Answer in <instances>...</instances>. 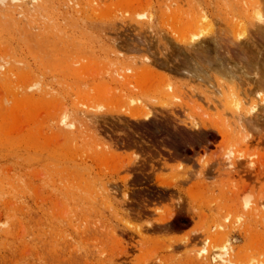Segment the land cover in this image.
Here are the masks:
<instances>
[{"label": "rangeland", "instance_id": "rangeland-1", "mask_svg": "<svg viewBox=\"0 0 264 264\" xmlns=\"http://www.w3.org/2000/svg\"><path fill=\"white\" fill-rule=\"evenodd\" d=\"M263 75L264 0H0V264H264Z\"/></svg>", "mask_w": 264, "mask_h": 264}, {"label": "bare ground", "instance_id": "bare-ground-1", "mask_svg": "<svg viewBox=\"0 0 264 264\" xmlns=\"http://www.w3.org/2000/svg\"><path fill=\"white\" fill-rule=\"evenodd\" d=\"M11 1H14V0H11ZM258 12V11H257ZM260 12V11H259ZM261 13V12H260ZM259 13H257V15H258ZM259 16H261V15H259ZM258 16V17H259ZM263 17V16H262ZM201 18H203V17H201ZM206 19V18H205ZM258 23V22H257ZM262 34L260 33V36H261ZM193 36H195V34H193ZM198 39V38H197ZM231 39H233V38H231ZM231 39H228L227 38V41L229 40V42H231ZM193 41V40H192ZM199 41V40H198ZM198 41L197 42H195V44L196 43H198ZM201 41V40H200ZM214 43H215V41H214ZM194 43H189V46H194L195 47V45H193ZM204 44V43H203ZM216 44H217V42H216ZM218 46V45H217ZM220 47H221V45H220ZM228 47V46H227ZM192 50H193V52H191L190 53V58L192 57V59H193V63H191L192 65H191V68L194 70V71H203L204 73L207 71V73H208V68L206 67V69H205V67H204V69H203V62L202 63H200L201 62V56H202V53H204V51H206V46H197V48H191ZM246 50L247 49H240V51H239V53L240 54H245V52H246ZM215 51V50H214ZM228 52V51H227ZM226 52V53H227ZM217 53V52H216ZM215 53V54H216ZM189 54V53H188ZM216 57V56H215ZM240 61V60H239ZM238 61V62H239ZM205 62V61H204ZM220 62H222V63H224L223 61H220ZM227 64H229V63H227ZM237 64H239V63H237ZM230 66V65H229ZM222 67H224V65L222 66ZM221 67V68H222ZM232 67V66H231ZM244 67V66H243ZM216 68V67H215ZM219 68V67H218ZM225 68V67H224ZM223 68V69H224ZM209 69H210V67H209ZM212 69V68H211ZM210 69V70H211ZM217 69V68H216ZM232 69H234V68H232ZM232 69L230 68L229 70H227V73L228 72H231L232 71ZM213 70V69H212ZM215 70V69H214ZM235 70V69H234ZM225 71V70H224ZM192 73H193V71H191ZM203 72H201V73H203ZM226 72V71H225ZM232 73V72H231ZM260 73V72H259ZM261 74H262V72H261ZM256 75V74H255ZM257 75H260V74H257ZM197 76V75H196ZM203 79V78H202ZM206 79V78H205ZM233 79V78H232ZM256 82H257V88L258 89H260L261 90V92H262V88L264 89V75L262 76V77H260L259 79H257L256 80ZM254 83V82H253ZM255 85V84H254ZM252 90V89H251ZM250 90V91H251ZM254 91V90H253ZM253 91H252V93H253ZM242 92V91H241ZM257 92V91H256ZM255 92V93H256ZM248 93H249V91H248ZM251 93V94H252ZM255 93H254V95H255ZM234 94V93H233ZM233 94H232V96H233ZM244 94V93H243ZM250 94V93H249ZM258 94V93H257ZM261 94V93H260ZM236 96V95H235ZM245 96V95H244ZM259 96V95H258ZM234 97V96H233ZM248 100H249V98H248ZM259 100V99H258ZM258 100H256V99H250L249 101H248V103L250 102L253 106H252V110H254L255 108H256V106L258 105ZM245 103V102H244ZM247 103V104H248ZM234 105V104H233ZM235 108H236V106H234ZM264 109V108H263ZM148 113H146V115H147ZM145 115V116H146ZM149 115V114H148ZM240 115H242L241 113H240ZM252 115V114H251ZM150 116V115H149ZM148 116V117H149ZM243 116V115H242ZM242 116H240L241 118H243ZM147 117V116H146ZM147 117V118H148ZM259 118V117H258ZM258 118L256 117V116H247V117H244V122L245 123H247L246 125H250V124H256L257 125V123H259V120H258ZM239 119V118H238ZM263 119V118H262ZM238 121H240V119L238 120ZM264 121V120H263ZM240 123V122H239ZM242 125V124H241ZM252 125V126H253ZM255 126V125H254ZM211 259L212 260H215L216 259V256L215 255H213V256H211Z\"/></svg>", "mask_w": 264, "mask_h": 264}]
</instances>
